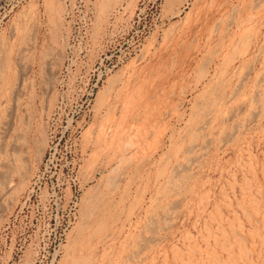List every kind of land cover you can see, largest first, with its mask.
<instances>
[{"label":"rangeland","instance_id":"rangeland-1","mask_svg":"<svg viewBox=\"0 0 264 264\" xmlns=\"http://www.w3.org/2000/svg\"><path fill=\"white\" fill-rule=\"evenodd\" d=\"M68 262L264 264V0H0V264Z\"/></svg>","mask_w":264,"mask_h":264},{"label":"bare ground","instance_id":"bare-ground-1","mask_svg":"<svg viewBox=\"0 0 264 264\" xmlns=\"http://www.w3.org/2000/svg\"><path fill=\"white\" fill-rule=\"evenodd\" d=\"M108 2H110V1H108ZM111 3V2H110ZM102 4V3H101ZM110 5V4H109ZM108 5V6H109ZM246 19V18H245ZM111 89V88H110ZM215 90V89H214ZM211 96V95H210ZM218 96V95H217ZM206 98V97H205ZM207 99V98H206ZM210 102V101H209ZM198 105V104H197ZM208 105V104H207ZM115 106V105H114ZM207 107V106H206ZM196 108H198V107H196ZM202 108V107H201ZM207 109V108H206ZM205 109V110H206ZM198 111H199V109H198ZM201 111V110H200ZM206 113V112H205ZM199 115H200V113H198ZM204 114V113H203ZM190 116V115H189ZM203 116V115H202ZM191 117V116H190ZM199 118V117H198ZM206 118V117H205ZM196 119V118H195ZM199 120V119H198ZM6 124V123H5ZM195 143V142H194ZM186 145V144H185ZM188 146V145H187ZM134 152V151H133ZM3 153V152H2ZM127 153V152H126ZM128 156V155H127ZM123 159V158H122ZM195 159V158H194ZM131 163V162H130ZM124 165H125V163H124ZM126 166V165H125ZM120 167V166H119ZM127 167V166H126ZM173 168H175V167H173ZM121 170H123V169H121ZM134 173V172H133ZM175 173V172H174ZM119 174V173H118ZM122 174V173H121ZM178 175V174H177ZM116 183V182H115ZM168 185V184H167ZM114 187V186H113ZM169 187V186H168ZM169 189V188H168ZM109 194V193H108ZM99 197V196H98ZM177 202V201H176ZM131 204V203H130ZM136 204V203H135ZM88 207V206H87ZM87 210V209H86ZM84 212V211H83ZM87 212V211H86ZM85 213V212H84ZM116 213V212H115ZM92 214V213H91ZM88 215V214H87ZM87 215H85V216H87ZM90 216V215H89ZM92 216V215H91ZM93 217H95L94 216V214H93ZM92 218V217H91ZM90 219V218H89ZM88 221V220H87ZM98 222V221H97ZM95 223V222H94ZM152 222H150V224H151ZM83 225V224H82ZM148 225V224H147ZM93 226V225H92ZM83 227V226H82ZM88 227V226H87ZM95 228H96V226H95ZM80 229H81V227H80ZM87 229V228H86ZM92 229V228H91ZM99 229V228H98ZM82 230V229H81ZM100 230V229H99ZM85 231L86 230H84V233H85ZM89 231V230H88ZM83 233V232H82ZM81 233V234H82ZM87 233V232H86ZM79 254V253H78ZM91 255V254H90ZM132 256V255H131ZM79 258V257H78ZM81 259V258H80ZM83 260V259H82ZM71 261V260H70ZM83 262V261H82ZM69 263V262H68ZM76 263V262H75ZM78 263V262H77ZM70 264V263H69Z\"/></svg>","mask_w":264,"mask_h":264}]
</instances>
